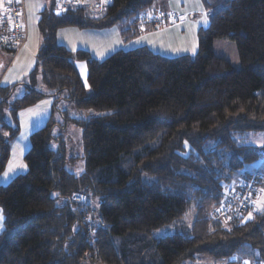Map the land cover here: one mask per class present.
Instances as JSON below:
<instances>
[{
    "label": "trees",
    "instance_id": "16d2710c",
    "mask_svg": "<svg viewBox=\"0 0 264 264\" xmlns=\"http://www.w3.org/2000/svg\"><path fill=\"white\" fill-rule=\"evenodd\" d=\"M58 1L40 12L41 42L23 95L10 101L13 86L0 84V121L7 127L6 104L14 114L42 96L70 100L90 112L73 119L82 127L84 167L66 169L51 116L30 134L26 171L0 185V264H186L230 259L246 245L249 264H264V207L252 210L264 173L237 175L247 164L264 165V147L246 142L264 132V0H200L208 23L197 30L194 55L137 46L101 60L59 43L58 28L102 29L130 19L135 27L145 25L140 17L173 14L161 30L177 13L151 12L155 0H109L98 12L73 3L58 14ZM123 33L132 37L133 27ZM215 39L235 42L239 67L214 52ZM75 59L86 63L83 77ZM16 131L0 135V172ZM233 177L237 185L229 188ZM252 179L251 205L214 216L228 191ZM74 191L87 199L74 201ZM170 225L179 231L154 235Z\"/></svg>",
    "mask_w": 264,
    "mask_h": 264
},
{
    "label": "rangeland",
    "instance_id": "374dc122",
    "mask_svg": "<svg viewBox=\"0 0 264 264\" xmlns=\"http://www.w3.org/2000/svg\"><path fill=\"white\" fill-rule=\"evenodd\" d=\"M82 2L83 1H81L80 4H82ZM49 3L50 0H47V7L50 6ZM173 3L174 5H172L171 8L168 7L166 11H173L177 13L178 17L173 24L176 22L178 23L179 19H183L184 22L182 23V29H184V32H182V34H180L178 39L176 38L177 40L174 42L163 45L158 41V43L156 42L155 47L160 53H166L170 56L178 54L194 55V53L197 51V30L199 27H205L207 25L201 22L203 19V14L207 11L200 0H174ZM139 20L147 25V23L142 20V17H140ZM149 30L152 31L151 29ZM66 37V39H68L67 35ZM88 39L89 38H85V40ZM117 40L118 38L113 40V45ZM85 46L89 47V43L86 42ZM194 46L195 52H193ZM128 47H131L130 44L126 46V49H128ZM213 50L217 55L227 58L234 67L240 66L236 44L234 41L227 39H215L213 43ZM1 52L2 56L0 57V75L4 70L6 71L9 69L11 65H9V62L10 58L12 57L5 50H2ZM78 71L83 77V72L86 73V63H84V65H79ZM12 86V92L9 99L10 101L22 96L25 92L24 84L22 82H15ZM36 87L43 92L47 91L46 87L41 81L36 85ZM9 107V104L3 105L1 110L2 121L7 125V127H3V123L0 121V135L8 137L14 128L17 129V131L14 133L13 137H10L8 141L9 159L4 169L0 173V184L3 185L17 173L26 171L24 155L30 147V134L44 125L49 116H51L55 122V125L52 129V134L54 136L61 135L63 139L62 144L64 145L65 149L66 169L75 174H79L83 170L84 158L81 144L82 127L79 126L73 119L86 118L90 112L77 109L70 100H67L64 97L61 98L52 95L42 96L35 103L20 108L14 114L9 111ZM246 142L258 147H264V132L249 133L246 137ZM50 147L52 149H56L58 147V141L55 139L52 140ZM72 157L73 159H71ZM10 167L11 171H9ZM257 170L264 173V165L260 160L252 164L245 165L238 171L237 175L240 177L242 175H246V173H253ZM6 172L9 173V175L10 173L11 175L13 173V176L8 178L9 176L4 175ZM236 179V177H233L230 180V184L234 185V183H236ZM262 207H264V180L261 184V187L259 188V192H257L253 200L252 210L258 211ZM179 229V225L163 226L155 230L154 235L158 237L159 235L161 236L170 234L176 230L179 231ZM248 252L249 247L246 245L230 259L203 258L196 259L194 261H187L186 264H242L243 262L249 260ZM228 260L235 261V263H228Z\"/></svg>",
    "mask_w": 264,
    "mask_h": 264
},
{
    "label": "crops",
    "instance_id": "0c3cea01",
    "mask_svg": "<svg viewBox=\"0 0 264 264\" xmlns=\"http://www.w3.org/2000/svg\"><path fill=\"white\" fill-rule=\"evenodd\" d=\"M82 1H83L82 2L83 5H86L94 12L101 11L105 7V5L109 3V0H82ZM2 2L3 0H0V14L2 12ZM76 2L77 0H59L54 4L53 8H56V5L58 4L68 5ZM173 2L174 0H155L152 3V5L149 7V10L151 12L166 11L168 7L171 8V6L174 5ZM24 6H25V30H26L25 44L15 54H11L10 52L7 51L12 56L9 62V65L10 64L11 65L8 70L6 71L4 70L0 75V84L2 86H12L15 82H23V83L26 82L28 80V75L30 71L34 68L35 63L37 61V57H36L37 51L41 42V36L37 27V22L39 19L40 12L43 9L48 8L47 0H24ZM181 19L178 20V23L176 22L175 24L168 25L158 31H150L147 25H135L134 27L132 24L133 19L123 20L121 22L116 23L115 25L102 29L65 26L58 28V30L56 31V39L59 43L65 45L71 51H75L79 48L85 49L88 51L90 56L98 60L107 57L115 50L126 49V46L129 44L131 46L130 48H134L137 46H146L151 50L160 53L158 49H156L155 47L156 42L158 43L159 41L163 45L170 44L175 40H177L179 35L182 34V32H184V29H182V23L184 21L183 19L182 20ZM128 27H133L134 35L126 39L124 37L123 30L127 29ZM66 35L68 36V39H66L67 38ZM85 38H89V39L85 40ZM115 38H118V40L113 45V40ZM86 42L89 43V47L85 46ZM130 48L128 47V49ZM0 49L1 51L2 50L4 51V49L1 46ZM1 51H0V57L2 56ZM160 54L170 56L167 55L166 53H160ZM74 63L78 68L79 65H84L85 62L83 60L75 59ZM84 75L85 72H83V76ZM7 176H9L8 178H11V176H13V173L12 175L11 173L10 175L8 173ZM235 185H237V182L234 183V185L230 184L229 188L234 187ZM229 188L227 189L229 190ZM0 225L3 226V215H2L1 207H0Z\"/></svg>",
    "mask_w": 264,
    "mask_h": 264
},
{
    "label": "built area",
    "instance_id": "2783aa9c",
    "mask_svg": "<svg viewBox=\"0 0 264 264\" xmlns=\"http://www.w3.org/2000/svg\"><path fill=\"white\" fill-rule=\"evenodd\" d=\"M82 0H77L80 4ZM73 4V3H72ZM70 5V4H69ZM65 5L58 4L54 11L61 13ZM173 14L166 15L164 19H171ZM163 19V20H164ZM153 30H159L164 23L159 16L150 18L142 17ZM26 40L25 30V6L24 0H3L2 12L0 14V45L14 54L21 49ZM254 180L245 183L240 188H234L228 191L223 200V205L213 211L214 216L224 217L228 209H243L252 203V194L255 192ZM74 201H85L86 194L80 191H74L71 195ZM101 222V219H99Z\"/></svg>",
    "mask_w": 264,
    "mask_h": 264
},
{
    "label": "snow or ice",
    "instance_id": "6c2138e0",
    "mask_svg": "<svg viewBox=\"0 0 264 264\" xmlns=\"http://www.w3.org/2000/svg\"><path fill=\"white\" fill-rule=\"evenodd\" d=\"M59 14V13H58ZM202 23H204V24H207V12H205L204 14H203V19H202V21H201ZM193 52H195V46L193 47ZM9 171H11V167L9 168ZM7 172L4 174L5 176H7ZM249 218H251V214L249 215ZM2 225H0V230H2ZM244 264H249V262L248 261H245L244 262Z\"/></svg>",
    "mask_w": 264,
    "mask_h": 264
}]
</instances>
